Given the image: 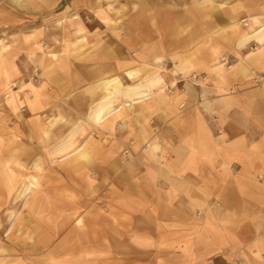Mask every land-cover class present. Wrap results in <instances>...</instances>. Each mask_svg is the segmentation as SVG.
Here are the masks:
<instances>
[{"label": "crops", "instance_id": "crops-1", "mask_svg": "<svg viewBox=\"0 0 264 264\" xmlns=\"http://www.w3.org/2000/svg\"><path fill=\"white\" fill-rule=\"evenodd\" d=\"M173 2L55 0L76 17L45 51L1 44L0 95L33 68L42 89L0 102V264H264V40L239 44L264 0ZM155 76L89 118L101 82Z\"/></svg>", "mask_w": 264, "mask_h": 264}, {"label": "rangeland", "instance_id": "rangeland-1", "mask_svg": "<svg viewBox=\"0 0 264 264\" xmlns=\"http://www.w3.org/2000/svg\"><path fill=\"white\" fill-rule=\"evenodd\" d=\"M121 1L128 5L133 3V0ZM205 1L209 0H174L173 5L179 11L182 9L181 7L192 2L201 4ZM169 5L171 4L169 3ZM75 17L71 13H66L59 6H56L55 0H0V53L1 50L6 49L5 45L11 44V47L14 49H21V45L25 43H37V40L41 51H45L49 41H53V36L56 33L55 28L64 26L67 21H70L72 18L75 19ZM94 17V15H85L83 20L85 23L96 22ZM39 29L40 32L38 33ZM70 31L67 30V33ZM1 44L4 46H1ZM41 89V72L39 68H33L24 85L20 86L16 81L5 84L4 90L0 95V102L7 101L8 106L15 109L17 99L14 92L19 91L21 93V100L28 105L37 100ZM141 98H144L143 93L136 96L135 99L137 101ZM126 100L131 102L128 98ZM18 111L19 113H24L26 107L21 106ZM148 148V146H145L144 149ZM123 160L127 164L131 161V158L125 155ZM11 174L14 176L12 172ZM30 174L32 175V172ZM32 177L28 178V185ZM36 180H38L37 177ZM39 187H36L35 190L39 189Z\"/></svg>", "mask_w": 264, "mask_h": 264}, {"label": "bare ground", "instance_id": "bare-ground-1", "mask_svg": "<svg viewBox=\"0 0 264 264\" xmlns=\"http://www.w3.org/2000/svg\"><path fill=\"white\" fill-rule=\"evenodd\" d=\"M250 20L253 23L252 27L250 28V31L244 32V34L240 37L239 44L241 46L244 45L247 41H249L251 39H256L258 41V43H260L262 40H264V22H263L264 19H263V17H259V16L258 17H252V18H250ZM255 25L256 26L258 25V27L255 28ZM238 28H239L238 24H234L232 26V29L237 30ZM130 74H131V72H130ZM133 74H135V73H132V75ZM128 76L131 77V75H128ZM162 82H163V80L160 77L155 76L149 80L147 86L146 85H134L131 87H127L123 90V88H122L123 86H122V84L118 78L105 80V81L100 83V86L103 87V89L105 90V95L91 108V110L89 111V118H91L92 121L96 122L97 125H101L105 121H108V119L117 117L121 113V110L123 107H125V106L130 107L131 104L132 105L139 104L141 100L136 101V99H135L136 96L141 95L146 89L149 90L151 87H159L162 84ZM10 89H11V87H10ZM119 96L130 99L131 104L129 103V104L123 105V107L118 109L117 106L121 102L118 99ZM147 99H149V98H146L145 100H147ZM115 103L117 104V106ZM146 150H149V148ZM79 155H80L79 156L80 158H83L85 155V152H81ZM8 163H9L8 161H5L3 163V165L7 168L6 177H8V180L10 182V181H13L14 176L11 174V172L8 168ZM36 187H39V181L36 180V177H32V179L29 182V185L26 186L25 190L30 193L33 190H35ZM20 230H21V228H20Z\"/></svg>", "mask_w": 264, "mask_h": 264}, {"label": "built area", "instance_id": "built-area-1", "mask_svg": "<svg viewBox=\"0 0 264 264\" xmlns=\"http://www.w3.org/2000/svg\"><path fill=\"white\" fill-rule=\"evenodd\" d=\"M243 26H247V23H246V22H243ZM225 62H226V61H225ZM226 63H227V62H226ZM203 101H204V97H203L202 94H201V96H200V102H203ZM203 111H204V112H207L206 109H204V108H203Z\"/></svg>", "mask_w": 264, "mask_h": 264}]
</instances>
